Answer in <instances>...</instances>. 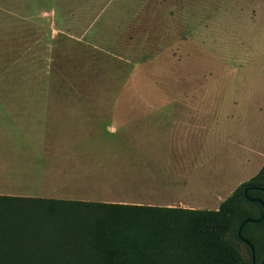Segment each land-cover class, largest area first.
I'll list each match as a JSON object with an SVG mask.
<instances>
[{"label":"rangeland","instance_id":"374dc122","mask_svg":"<svg viewBox=\"0 0 264 264\" xmlns=\"http://www.w3.org/2000/svg\"><path fill=\"white\" fill-rule=\"evenodd\" d=\"M242 92L239 114L264 122V0H0V107L10 128L20 114V154L91 150L56 117Z\"/></svg>","mask_w":264,"mask_h":264},{"label":"crops","instance_id":"0c3cea01","mask_svg":"<svg viewBox=\"0 0 264 264\" xmlns=\"http://www.w3.org/2000/svg\"><path fill=\"white\" fill-rule=\"evenodd\" d=\"M241 95L232 106L225 99L56 117L93 147L44 155L20 154V114L10 128L0 107V196L216 211L264 166V122L239 114Z\"/></svg>","mask_w":264,"mask_h":264},{"label":"trees","instance_id":"16d2710c","mask_svg":"<svg viewBox=\"0 0 264 264\" xmlns=\"http://www.w3.org/2000/svg\"><path fill=\"white\" fill-rule=\"evenodd\" d=\"M247 197L264 202V166L216 211L0 196V264H252ZM242 237L264 264V221Z\"/></svg>","mask_w":264,"mask_h":264},{"label":"water","instance_id":"95a60500","mask_svg":"<svg viewBox=\"0 0 264 264\" xmlns=\"http://www.w3.org/2000/svg\"><path fill=\"white\" fill-rule=\"evenodd\" d=\"M247 199H248V197H247ZM248 201L249 202H251V203H257V204H260L262 207H263V215L261 216V218L260 219H258V220H254V219H247V220H245L242 224H241V226H240V228H239V230H238V239L240 240V242L242 243V244H244L245 246H247L249 249H250V252H251V259H252V264H256V259H255V250H254V247H253V245L250 243V242H248L247 240H245L243 237H242V232H243V230H244V228L246 227V225H248V224H259V223H261V222H263L264 221V202L263 201H261V200H259V199H254V200H251V199H248Z\"/></svg>","mask_w":264,"mask_h":264}]
</instances>
